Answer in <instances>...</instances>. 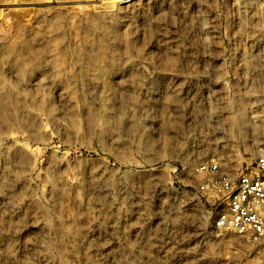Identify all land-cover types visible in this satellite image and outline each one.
Instances as JSON below:
<instances>
[{"label": "rangeland", "instance_id": "1", "mask_svg": "<svg viewBox=\"0 0 264 264\" xmlns=\"http://www.w3.org/2000/svg\"><path fill=\"white\" fill-rule=\"evenodd\" d=\"M241 127L264 0H0V264H264L195 193Z\"/></svg>", "mask_w": 264, "mask_h": 264}, {"label": "built area", "instance_id": "2", "mask_svg": "<svg viewBox=\"0 0 264 264\" xmlns=\"http://www.w3.org/2000/svg\"><path fill=\"white\" fill-rule=\"evenodd\" d=\"M256 151L248 153L244 143L228 158V166L214 156L194 168L200 178L196 194L201 210L208 213V227L218 234L230 233L250 242L264 238V135L247 132ZM254 144V145H253Z\"/></svg>", "mask_w": 264, "mask_h": 264}]
</instances>
